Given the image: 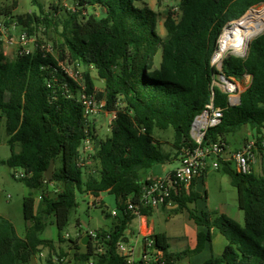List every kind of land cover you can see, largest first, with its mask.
I'll use <instances>...</instances> for the list:
<instances>
[{"label":"trees","instance_id":"16d2710c","mask_svg":"<svg viewBox=\"0 0 264 264\" xmlns=\"http://www.w3.org/2000/svg\"><path fill=\"white\" fill-rule=\"evenodd\" d=\"M31 1L39 13L10 17V10L0 7V19L5 17V25L14 23L28 36L43 30L58 38L53 40L54 54L35 49L9 59L0 32V130L4 124L11 148L10 157L2 163L21 169L24 176L14 177L29 189L43 190L39 212L45 220L55 217L59 242L70 213L78 207L77 193L95 197L101 192L114 194L121 215L114 216L117 223L111 230L98 231L103 253H97L92 242L81 252L79 238L73 242L75 252L70 261L126 264L116 245L124 241L135 217L124 212L123 204L128 199L137 202L143 186L155 178L148 171L169 160L153 138L155 127L174 129V146L180 156L182 148L197 146L191 136L193 123L213 103L214 108L223 110V116L218 125L207 129L203 146L215 141L227 144L229 134L250 126L257 130L254 139L260 151L263 149L264 34L252 40L246 57L225 58L221 70L211 61L228 24L264 0H180L179 12L170 11L163 22L165 37L158 34L159 14L146 4L138 6L141 0H74L73 10L52 6L47 14L38 0ZM159 50L162 56L158 65L155 58ZM60 61L76 68L93 67L105 81V89L98 91L89 71L84 72L87 93L105 100L106 110L115 115L107 137L97 138L92 122L84 117L78 99L80 86L65 73ZM220 74L235 80L251 76L238 105H230L229 94L214 85ZM88 136L95 145L91 160L96 169L85 179V168L78 159ZM52 161L54 174L48 181L45 172ZM218 170L230 178L238 192L244 226L227 215L213 217L206 211L190 209L188 205L200 197L194 182L188 192L175 198L173 205L178 208L172 211H186L196 226L206 230L198 232L194 249L179 252L171 251L165 233L154 234V250L161 255L149 252L148 264H181L201 253L212 241L214 231L225 238L226 245L219 256L203 264H264V175L253 171L239 174L231 162H222ZM52 185L57 191L49 196L45 190ZM152 211L142 212L148 216ZM39 212L35 211L34 197H25L24 237L0 215V264H33L43 249H55L54 241L39 237L46 226L40 222ZM147 253L145 247L144 255ZM52 257L46 264H55ZM57 257L64 258L60 254ZM136 264L146 263L141 259Z\"/></svg>","mask_w":264,"mask_h":264},{"label":"rangeland","instance_id":"374dc122","mask_svg":"<svg viewBox=\"0 0 264 264\" xmlns=\"http://www.w3.org/2000/svg\"><path fill=\"white\" fill-rule=\"evenodd\" d=\"M38 2L46 14L53 10L52 6L71 10L75 5L74 0H38ZM179 2L180 0H141V2L138 3V6L146 4L159 14L158 34L165 37L166 31L163 27V22L170 11L175 13L179 12ZM263 4L254 6L252 9L259 8ZM0 7L3 9H9L11 12L10 17L25 15L30 12L39 13L38 7L35 6L31 0H0ZM5 20V17L0 19L2 25L1 28L3 30V32H1L3 34L4 49L7 57L9 59H14L17 54V49L19 48L18 39L22 34V31L14 23L5 25ZM232 24L233 22L228 24V26ZM45 33L46 32L43 30H40L38 35L33 36L34 39L30 42L32 50L35 49L36 44L53 46V40L57 39L58 36L51 31ZM232 55L246 57L236 54H228L223 60ZM161 56L162 52L159 50L155 58L156 64L158 65L161 61ZM214 65L221 70L220 63H214ZM77 69L83 75L85 70L89 71L96 87L101 88L105 86V81L98 77L97 72L93 67H84L80 65ZM218 78L219 76H216L214 85L222 87V83L219 82ZM231 80L234 81V86L237 88V91L232 92L234 90H231V92H228L229 98L234 95L236 96L237 101L239 95L248 88L250 77L247 75L241 80H235L234 78H231ZM232 100L235 101L233 98ZM111 117L110 114H102L96 117L97 131H95V133L97 138L103 139L110 134L109 122ZM261 132V135L264 136V125L261 128ZM257 135L256 129H253L250 126H243L227 136L228 149L230 151L239 149L247 139L253 140ZM153 138L161 152L168 156L169 160L165 164L154 166L148 171V173L153 175H163L166 172L179 167L180 161L175 159L177 149L174 146V129L172 127L167 129H159L155 127L153 130ZM7 139L3 124L0 130V215L11 221L17 234L20 237H24L26 234V222L23 216V200L25 197L32 195L35 199V211L39 212L42 208V195L44 192L43 190H31L26 187L22 181L14 177V175L18 176L22 170L19 168L11 169L2 163L11 155V148ZM17 151H19V147H17ZM79 152L82 153L81 148L79 149ZM84 168L83 172L85 179L89 174L94 173L96 169L95 165L91 164ZM253 173L257 176L264 175V154L256 157L253 164ZM56 191L57 187L52 185L49 188H46L45 193L49 194V196H53ZM197 192L200 197L192 207H196L198 212L206 211L213 217L227 215L241 226H244V212L238 206V192L236 188L232 186L230 178L222 170L209 169L200 179ZM76 200L78 202V207L70 213L68 224L62 232V242H59L55 217L51 216L45 220L42 219L41 212L38 213L40 222L46 224L39 237L55 242V249L53 251L47 248L42 250V256L40 255L37 257L39 264L45 263L49 256L52 255L55 257L57 254H60L65 258V262L59 264H75L74 261H70L75 252L73 242L77 239L79 240V238H83L91 231L111 230L117 223V218L112 216L113 211L117 212L118 215H121L116 196L109 192H101L98 197L89 193H77ZM147 220L154 226L156 232L168 233L170 237L173 238H179L183 233L185 224H189L187 212L181 209L176 211H166L164 213L161 209H158L155 210L154 213H150ZM139 225L140 219L134 218L130 223V229L137 230ZM171 245L172 250H176L178 249L177 247L179 243L177 240H172ZM80 247L81 251H84V246L82 244ZM141 257L142 247L138 244L136 245L135 250L136 261H139ZM192 263L194 264V262Z\"/></svg>","mask_w":264,"mask_h":264},{"label":"built area","instance_id":"2783aa9c","mask_svg":"<svg viewBox=\"0 0 264 264\" xmlns=\"http://www.w3.org/2000/svg\"><path fill=\"white\" fill-rule=\"evenodd\" d=\"M73 9L74 7L71 10ZM1 27L2 25L0 23V32H3ZM33 39V36H28L26 32H22L18 39L19 48L17 49V54L28 55L33 53L35 49H40L46 53H55L53 46H46L45 44H36L35 49L32 50L30 42L33 41ZM59 65L65 73L80 86L78 99L83 105L84 117L86 120L91 122L96 115L110 114L112 116L109 122L110 131L115 115L106 110L105 100L98 99L95 94L87 93L83 82V74H81L75 66L69 64L67 61H60ZM221 83L222 85L229 84ZM225 91L226 93L230 92L228 90ZM235 91H237V88L234 92ZM231 97L229 98L230 105L237 104L238 99L237 101L232 102ZM222 116L223 110L221 108H214L213 103L208 105L207 110L197 117L191 129V136L197 146L193 149L187 147L182 148L180 154V166L169 174L155 177L146 183L142 188L141 195L137 202H134L131 199L124 202V212H129L135 218L140 219V222L144 223L145 230L147 229V226L145 223V215L142 212L144 209L155 210L173 205L175 198L188 192L193 183L198 178L202 177V175L209 169L212 168L213 170H218L222 162H231L239 174L245 175L252 172V165L255 161L256 154L260 150L256 139H247L239 149L234 151H230L228 145L223 141L210 142L203 146V140L207 129L218 125L221 122ZM81 150L82 153L79 152L78 164L84 166L86 160L88 161L95 152V145L89 136L85 139ZM23 176L24 172L22 171L17 177ZM116 214L117 212L113 211L112 215L115 216ZM87 235L89 237L88 242H92L93 246L96 248L95 251L97 253H103V248L99 246V243L102 240L100 232L91 231L88 232ZM151 236L152 235L147 233L144 236L145 247L148 253L147 255H143L142 260L146 264L151 262L150 257L152 255H149V252H153V256L156 257L161 255L154 250V239ZM116 252L120 257L125 259L126 264H136L137 261L135 259V249L133 245L125 241H120L116 245ZM52 260L55 264L65 262V258H59L57 256H53ZM43 264H46V262ZM85 264L95 263L91 259Z\"/></svg>","mask_w":264,"mask_h":264},{"label":"crops","instance_id":"0c3cea01","mask_svg":"<svg viewBox=\"0 0 264 264\" xmlns=\"http://www.w3.org/2000/svg\"><path fill=\"white\" fill-rule=\"evenodd\" d=\"M249 77H250V82L248 84V87L251 84V80H252L251 76H249ZM95 88L98 91H103L105 89V86L104 87H101V88H98V87L95 86ZM100 115H102V114L96 115L91 120L95 131H97V129H96V117H98ZM106 115H108V114H106ZM263 154H264V139H263V149L261 151L259 150V152L256 154V157L258 155H263ZM175 159L178 160V161H180V156H177L176 155ZM90 164L91 165H95V162L92 161L91 158L88 161L86 160V164L84 165V167L87 166V165H90ZM175 169H173L171 171H168V172H166L163 175H153V174L150 173L149 176L151 178L152 177L165 176V175L169 174L170 172L174 171ZM252 171H253V165H252ZM201 178L202 177L198 178L195 181V187L194 188H195V191L196 192H197V188L199 187V182H200V179ZM195 204L196 203L189 204L188 207L190 209H192V210H197L196 207L195 208L192 207ZM171 206H174V205H171ZM177 208H175V207L174 208H170L169 206H167L164 210H162V208H160V209L164 213L166 211H172V210H175ZM155 210H158V209H155ZM155 210H153L151 213H154ZM147 217L148 216L145 215V218H146L145 223H146V226H147V229L146 230L144 229V223L143 222H140L139 228L137 230L130 229V225H129V227L125 231V235H124V241L127 242V243H129V244H131V245H133L135 250H136V245H138V244L141 245V247H142V257L139 259V261L143 258V255L145 253V240H144L145 234L147 233V234L153 236L154 234L159 233V232H156L155 231L154 226L149 223V221L147 220ZM139 229H141V230H139ZM200 230H206V229L205 228H202V227L196 226L194 224V222L189 219V224H185L183 233H182V235L179 238L170 237V235L168 233H165L170 238V243L172 242V240H177L178 243H179V245L177 247L178 249H176V250H172V245H171V251H173V252H179V251H183V250H185L187 248L194 249L196 247V245H197V234H198V232ZM225 245H226L225 238L221 234H219L218 232L214 231L212 241L210 243H207L206 244L205 249L201 253L185 259L181 264H187V263L188 264H193L192 262H194V264H203L210 257H212V256H219L222 253ZM80 251H81V249H80ZM81 252H85V247H84V251H81ZM40 255L42 256V254H40ZM33 264H39L38 263V258H35L34 259Z\"/></svg>","mask_w":264,"mask_h":264},{"label":"bare ground","instance_id":"6f19581e","mask_svg":"<svg viewBox=\"0 0 264 264\" xmlns=\"http://www.w3.org/2000/svg\"><path fill=\"white\" fill-rule=\"evenodd\" d=\"M263 33L264 4L257 9H251L246 16L234 21L232 25L224 29L220 37L219 49L214 53L213 62L221 64L223 58L228 54L246 56L249 44ZM221 86L230 92L236 89L234 83ZM231 98L236 101V96H232Z\"/></svg>","mask_w":264,"mask_h":264},{"label":"water","instance_id":"95a60500","mask_svg":"<svg viewBox=\"0 0 264 264\" xmlns=\"http://www.w3.org/2000/svg\"><path fill=\"white\" fill-rule=\"evenodd\" d=\"M232 23V22H231ZM230 24V23H229ZM249 47H250V44H249ZM214 56V55H213ZM223 62V61H222ZM222 62H221V64H220V66L222 67ZM211 63H212V65H214V62H213V57H212V61H211ZM218 80H219V82H223V83H234L233 82V80H231L230 78H226L223 74H220L219 75V78H218ZM223 92H226L222 87H219ZM240 103V95H239V97H238V102H237V104H234V105H238ZM197 119V118H196ZM196 119H195V121H196ZM195 121H194V123H195ZM53 174H54V162L52 161L51 163H50V166H49V168L47 169V171L45 172V177H46V179L48 180V181H50L51 180V178H52V176H53ZM170 208H177L178 207V205H174V206H169ZM165 209V207H162V210H164ZM88 239H89V237H88V235H85L83 238H82V240H81V244L84 246V247H86L87 246V244H88Z\"/></svg>","mask_w":264,"mask_h":264}]
</instances>
